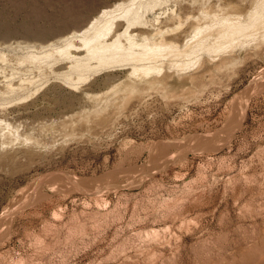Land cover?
Segmentation results:
<instances>
[{
	"label": "rangeland",
	"instance_id": "374dc122",
	"mask_svg": "<svg viewBox=\"0 0 264 264\" xmlns=\"http://www.w3.org/2000/svg\"><path fill=\"white\" fill-rule=\"evenodd\" d=\"M0 264H264V0H0Z\"/></svg>",
	"mask_w": 264,
	"mask_h": 264
},
{
	"label": "bare ground",
	"instance_id": "6f19581e",
	"mask_svg": "<svg viewBox=\"0 0 264 264\" xmlns=\"http://www.w3.org/2000/svg\"><path fill=\"white\" fill-rule=\"evenodd\" d=\"M159 2V1H158ZM67 7V6H66ZM91 9V8H90ZM123 9V8H122ZM124 10H126V8L124 9ZM127 10H128V7H127ZM82 12V11H81ZM66 13V12H65ZM107 13H108V11H107ZM159 13V12H158ZM161 14V13H160ZM165 14V13H164ZM73 15V14H72ZM106 15V14H105ZM116 16V15H115ZM162 18V17H161ZM76 20V19H75ZM79 20V19H78ZM162 20V19H161ZM80 21V20H79ZM109 23V22H108ZM107 23V24H108ZM113 23V22H112ZM155 24V23H154ZM162 24V23H161ZM84 26V25H83ZM113 26V25H112ZM112 26H110V27H112ZM130 26V24L128 25V27ZM85 27V26H84ZM157 27V26H156ZM153 28H154V26H153ZM82 29V28H81ZM133 29V28H132ZM147 29V28H146ZM109 30V29H108ZM130 30V29H129ZM129 30H127V31H129ZM152 30V29H151ZM74 31V30H73ZM127 31H126V33H125V37H127L126 38V40H128V46H126V45H123L122 43L123 42H121L120 40H118V42H117V45H118V47H115L116 49L117 48H121V49H123V50H129L130 48L129 47H131V46H133L136 42H138L136 39H135V37H134V35L132 34V35H130V33L127 35ZM154 31V30H153ZM156 32H155V35H151V38H158V37H160L161 39L163 38V31L160 29V27H157V29L155 30ZM88 32V31H87ZM131 32V31H130ZM62 33V32H61ZM100 32L98 31L97 32V34H99ZM86 34V31L83 33V35H85ZM120 34V33H119ZM150 36V35H149ZM121 37V36H120ZM174 37V36H173ZM188 37V36H187ZM146 38H147V35H146ZM167 38V37H166ZM178 38V37H177ZM100 39L101 38H99V36L98 37H96L95 39H94V41H93V44L94 43H97V42H99L100 41ZM118 39V38H117ZM120 39H122V37L120 38ZM150 39V38H149ZM189 39V38H188ZM102 40V39H101ZM125 41V40H124ZM126 42V41H125ZM47 43V42H46ZM139 43V42H138ZM146 43H147V41H146ZM151 43H152V41H151ZM157 43V42H156ZM200 43V42H199ZM77 44V43H76ZM86 44V43H85ZM149 44V43H148ZM80 45V44H79ZM78 45V46H79ZM82 46V45H81ZM86 46H88V45H86ZM149 46H151V44H149L148 46H147V48H146V46H145V49L147 50L148 49V47ZM163 46V45H162ZM95 48V50L93 51V50H89L88 51V53L90 54V55H88L87 57L89 58V59H91V58H95V59H98L100 62H104V60L107 58V59H109L110 57H112V56H110V52H111V55L113 54V52H112V48H113V44H107V43H101L100 45H97V46H94ZM157 47V46H156ZM161 47V46H160ZM167 47V46H166ZM165 47V48H166ZM129 48V49H128ZM133 48V47H132ZM158 48V47H157ZM163 48V47H162ZM168 48V47H167ZM74 49V48H73ZM144 49V48H143ZM142 49V50H143ZM82 50V49H81ZM80 50V51H81ZM131 51H132V49H130ZM141 50V51H142ZM163 50V49H162ZM161 50V51H162ZM157 51V50H156ZM159 51H160V49H159ZM166 51V50H165ZM76 52V51H75ZM90 52H92V53H90ZM135 52V51H134ZM123 53V52H122ZM131 54V53H130ZM143 54V53H142ZM155 54V52L153 53V55ZM158 54V53H157ZM134 55H136V54H134ZM134 55H133V57H134ZM156 55V54H155ZM67 56L68 57H72V55L70 54V52H68L67 51ZM131 56V55H130ZM144 56V55H143ZM147 56V55H146ZM180 56H182V55H180ZM126 57V56H125ZM132 57V56H131ZM130 57V58H131ZM136 57H137V55H136ZM139 57V56H138ZM137 57V58H138ZM161 57V56H160ZM87 58V59H88ZM127 58V57H126ZM137 58H135L136 59V61H137ZM158 59H159V57H158ZM131 60V59H130ZM149 60V59H148ZM133 61V60H132ZM75 62H76V64L77 63H81L82 62V58H80V57H75ZM139 62V61H138ZM142 62V61H141ZM145 66V65H144ZM160 68H162V67H160ZM169 68V67H168ZM177 68V67H176ZM167 69V68H166ZM134 72H136L135 70H134ZM145 72H146V70H145ZM144 72V73H145ZM159 72V71H158ZM260 74V73H259ZM252 83V82H251ZM254 83V82H253ZM253 85V84H252ZM252 87V86H251ZM250 88V87H249ZM241 93V92H240ZM247 93V92H246ZM244 95H246V94H244ZM243 95V96H244ZM239 97V96H238ZM237 98V97H236ZM246 99V98H245ZM245 101V100H244ZM233 102V101H232ZM243 102V101H242ZM237 104V103H236ZM236 106V105H235ZM234 106V107H235ZM242 106V105H241ZM240 106V109L239 108H237V109H239V114H238V116L240 115V113H243V106L241 107ZM245 106V105H244ZM235 109V108H234ZM238 112V111H237ZM234 114H236V113H234ZM237 117V116H236ZM235 117V118H236ZM233 122V121H232ZM234 124V123H233ZM154 148H163L164 147V143L162 144V142L160 143H155L154 145ZM153 148V147H152ZM164 149V148H163ZM169 149V148H168ZM167 153V152H166ZM48 175V174H47ZM51 176V175H50ZM49 176V177H50ZM57 176V175H56ZM43 177V176H42ZM49 177H47V179L49 178ZM43 180H44V178H42ZM47 179H45V180H47ZM52 179V178H51ZM40 180V179H39ZM31 184V183H30ZM29 184V185H30ZM31 186V185H30ZM27 187H28V185H27ZM17 206V205H16ZM13 207V206H12ZM14 208V207H13ZM9 209V208H8ZM12 209V208H11ZM10 209V210H11ZM12 210H14V209H12ZM13 212V211H12ZM17 213V212H16ZM10 214V213H9ZM4 218V217H3ZM7 218V217H6ZM5 218V219H6ZM14 218V217H13ZM11 222V221H10Z\"/></svg>",
	"mask_w": 264,
	"mask_h": 264
}]
</instances>
